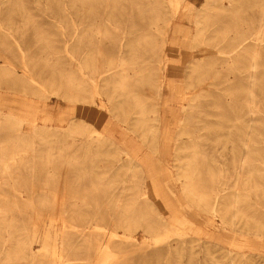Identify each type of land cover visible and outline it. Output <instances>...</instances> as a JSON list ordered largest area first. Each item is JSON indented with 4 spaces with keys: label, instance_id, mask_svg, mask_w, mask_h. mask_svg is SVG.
Masks as SVG:
<instances>
[{
    "label": "rangeland",
    "instance_id": "1",
    "mask_svg": "<svg viewBox=\"0 0 264 264\" xmlns=\"http://www.w3.org/2000/svg\"><path fill=\"white\" fill-rule=\"evenodd\" d=\"M188 2L75 0L74 10L72 0H0L3 108L18 107L16 100L9 101L17 96L34 103L29 117L16 123L0 107V195L8 205L28 206L26 211L38 214L23 218L29 221L38 264H56L68 220L87 222L83 233L101 228L87 238L73 236L84 246L77 251L92 255L89 263L108 253L105 264H264V251L245 246L250 239L264 241V108L260 169L248 175L240 171L239 158L248 140L249 60L246 51L230 50L237 36L248 43V35L261 23L264 0H198L186 14ZM154 6L158 9L151 10ZM174 27L183 31L176 36L182 45L179 60L168 63ZM161 50L168 55L159 63ZM119 55L127 77L147 79L135 88L143 113L129 99L118 103L110 77H116ZM195 57L200 60L196 71ZM259 64L264 69V51ZM96 72L95 95L89 78ZM160 75L162 89L156 96ZM69 78L80 85L73 88ZM259 78L264 82V73ZM92 96L100 133L87 129L76 113L81 104L73 101L79 97L87 103ZM167 98L163 111L160 104ZM46 103L56 117L66 119L63 127L55 121L43 125ZM119 105L125 110L120 115ZM145 176L164 188L167 196L160 203L152 195L153 185L143 182ZM184 180L198 199L183 191ZM40 194L48 196L47 205L54 209L31 208L44 204L36 201ZM161 203L174 206L177 219ZM71 205L80 209L82 219L65 217L62 210ZM115 209L130 219L143 213L144 223L129 229L115 226L107 214ZM147 226L163 230L149 232ZM111 233L115 239L109 240ZM114 241L124 244V251L107 250L106 244ZM174 243L176 249L168 248Z\"/></svg>",
    "mask_w": 264,
    "mask_h": 264
},
{
    "label": "bare ground",
    "instance_id": "2",
    "mask_svg": "<svg viewBox=\"0 0 264 264\" xmlns=\"http://www.w3.org/2000/svg\"><path fill=\"white\" fill-rule=\"evenodd\" d=\"M197 1L198 0H189L188 5L186 6V9L188 11L186 14H189V12H192V10L195 9ZM177 3H178V0H177ZM71 7L74 10L78 9L77 6H75V0H72V6ZM156 9H158V6H154L153 8H151V10H156ZM263 9H264V6H263ZM186 19H189V17H187ZM89 24H93V23L91 22ZM98 30H100V29H98ZM181 32H183L182 29H180L178 27H174L172 29L171 39L169 41L166 39L164 40V42L168 41L171 44V46L173 47L172 49H169L170 50L169 51L170 58H167L168 63H174V62L176 63L179 60L180 56H179V52H178L177 48L179 45H182V44H180L178 42V38L176 36H178V34ZM84 33H85V31H84ZM251 33L252 34L248 35L249 41L247 44L243 43L245 38H242V36L235 37L236 44H233V45L230 44V46H231L230 50L234 51L235 54H240V53L246 51L247 56H248V60H249L248 61L249 66H248L247 99H248V114H249L250 118H249V123H248V134H247L248 140H247V142H244V154L243 155L241 154V156L239 158V169H240V171L243 172L246 170L248 175L253 174V173H257L259 171V169H260L259 168V162H260L261 149H262V147L260 146V143L262 142L261 139L263 137L262 124L261 123L263 122L262 120H263V108H264V95L262 93L264 91V82H262V80L259 78V75L264 73V69L259 66L260 65L259 59L262 56V51H264V10H263V14L261 17V23H259L258 26H256L252 30ZM121 43H122V41H121ZM205 52H207V50ZM164 55L167 57L168 54L164 53L163 50H161L159 52V56H158L159 63H162ZM22 57H23V55H22ZM121 57L122 56L119 55V60L121 63L117 64L115 66V69L113 68V71H114V74H116V77H114V78L110 77L111 82H113L114 87L116 88V90L118 92L117 93V95L119 97L118 103L122 104V102L124 103L125 101H127L129 99L130 101H133V103H134L133 107L141 108L140 110L143 113L144 110H142L140 102L137 101L138 93H137V91H135V88L139 82L141 83L144 80L146 81L147 79L145 76H142V75H139V76L133 75L131 77H127L128 73L126 72V68L125 69L123 68L124 66L122 65V62L124 60L120 59ZM200 57H201L200 60H202L203 57L202 56H200ZM200 60L195 57V60L193 61V64H194L193 70L195 68V71H196L198 68H200V66H197L200 63ZM91 72H92V70H91ZM104 72H106V70H104ZM99 77H98V73H97V75L91 76L89 78L90 87L92 88V91L95 95L97 93L99 94L98 83H97L99 80ZM72 79L69 78V84H71V86L73 88L74 87L77 88L76 86H79L80 82H78L77 78H74L73 80ZM162 83H163V79L160 75L157 79V85L154 88V93L156 96L160 95V92L162 89ZM171 86H173V85H171V81L168 79L167 87L169 90H170ZM94 99H95V97L92 96L90 102L84 103V101H81V99L79 97H77V98L74 97L73 101L79 102V104H81L79 107L76 108V113L86 122L87 129L100 133V129H99L100 120L97 116L98 115L97 114L98 104H96L94 102ZM15 100H16V103L18 104V107H16L14 109L11 105H9V107L5 110L3 108L5 105V101L3 100L2 96H0V107H1V109L3 111H5L4 112L5 114L13 117L16 120V121L15 120L9 121L12 123H16L17 120L20 121V120H24L25 117H29V115L31 113L30 110H32V106H34V103L32 105V103L30 101H28V99L25 96H17L16 98H13L12 100H9V101L11 103H13V102H15ZM169 100H170V98H167V99L163 100V102L160 104V107H163V111L167 109V106L169 104ZM9 101H8V103H9ZM48 106H49L48 103H46L43 106V114H44L43 118H42L44 121L43 125L48 126V123H51L52 121L58 122L60 124L66 121V119L63 116H57L56 117L54 115V113L50 110V107H48ZM154 106H155V104H154ZM154 106L152 109H154ZM155 108H156L155 111L158 112L159 108L158 107H155ZM12 110H14V111L12 112ZM117 110L119 111V115L122 112H125L124 108H121V105H119L117 107ZM165 114H168V113H165ZM153 120L159 121L158 116H154ZM160 122H161V120H160ZM61 126H62V124H61ZM39 127H41V126H39ZM164 128H165V126H164ZM163 131H167V126ZM87 133H88V130H87ZM39 134H41L40 131H39ZM86 134H84V135H86ZM152 135H153V130L151 128V131L149 132L148 138L150 139L152 137ZM106 136L110 139L113 136V132H109L108 135H106ZM149 139L147 141H150ZM143 141L146 144H148V146H147L148 148L152 149L150 146L151 143H147L146 138H143ZM47 148H49V147H47ZM119 151L124 153L125 155H129V156L132 155L129 152V150H126L123 148H120ZM241 152H242V148H241ZM144 161H145V159H144ZM137 165L139 166V168H144L142 163H137ZM145 166H146V168H148V167L150 169L153 168L151 165H148V164ZM129 167H134V166L131 165ZM146 172H147V170H145V173ZM147 173H148V175H150V172H147ZM187 173H188V171H184L185 177L187 176L186 175ZM146 177L147 176L142 178L143 182L150 183L153 185L151 187L152 195L157 200L156 203H160L161 200L167 196L166 192L163 190L164 188L161 187V185H159V181L156 178H154V177L146 178ZM238 186H239V184L237 185V188H238ZM182 187H183V191H185L187 193V195H191V197L193 199H198V196L196 195L193 187L189 186V183L187 180L182 181ZM0 191H1V189H0ZM13 192H14V190H13ZM54 195H55V193H54ZM47 197L48 196L44 195V194L37 195L36 196L37 199L35 198L36 201H38V202L43 201L44 204H38V205H35L31 208L36 209L38 207V208L54 209L55 206L53 204L47 205V200H48ZM235 198H237V196ZM148 200L150 201V199H148ZM7 201L8 200H6L5 196L0 195V264H10L11 262H19V264H38V262L35 261V256H34L35 253L33 252V247L31 245L32 240L29 236V232L27 229V224L29 221L23 219L24 217L38 216V214L37 213L36 214L30 213V212L26 211L27 208H29L28 206L18 205L15 203L8 205ZM54 201H56V199H54ZM161 204H162L163 208L166 209V212H165L166 214L173 216L174 219H177L176 215L178 212L174 206L170 205L168 208V206L166 204H163V203H161ZM74 207L75 206H72V205L68 206L65 208V210H62V213H64L65 217H67L69 219L70 218L71 219H77L78 217H80L82 219L83 215L80 213V209H77ZM152 207H153V205H152ZM116 208H120V206L118 205V206H116ZM107 214H109V216L113 217V219H114V220H112L114 222L113 225L117 226L119 224V225H121L127 229H129L132 225L139 223V221H141V223H144L143 213L137 212L136 214H138V215H136L135 219H130V218H126L125 216H122L120 209H115V210H113V212L107 213ZM93 216L96 217V213L93 214ZM164 216H165V214H164ZM234 217H235V214H234ZM17 218H20V220H17ZM232 220H233V218H232ZM50 223H51V221H50ZM83 223H85V221L82 222V220H78V221L68 220L63 225V229L66 228L65 230H63L65 234L62 237H64V238L58 244V245H61V249L63 250V252H61V253L59 252V256L57 258L58 260L56 261V264H105V263L109 262V257H111V256L108 253L101 254L103 258H99L98 261H94V262L89 263L88 259L92 255L91 254L86 255V253H84V252L77 251L78 249H80L84 246L82 244H77L76 242H74V239H75L73 237L74 235L82 234L85 238H87L90 236V234L92 232L98 231L99 229H101V228H97L96 227L97 224L95 223L96 224L95 227L97 229L93 227V229H94L93 231H86L87 230L86 229L85 230L86 233H83L85 225L88 224L87 222L85 224H83ZM147 227H148V229H150L149 232H162V230H163V229L158 230L156 228L151 229V227L149 228V226H147ZM254 232H256V231H254ZM34 234H37V233H34ZM114 235L115 234L111 233V236H109V240H110V237L113 238L112 236H114ZM118 238L119 237H117V239ZM124 238H126V237H124ZM113 239H115V238H113ZM126 239H128V238H126ZM127 241H129V240H127ZM116 243H118V244H116ZM226 243L229 244L230 239H227ZM123 245L124 244H122V243L120 244L119 242L114 241L113 245L112 244H109V245L106 244V248H107V250H109L108 248H114L115 247L116 249H118V252H117V254H118L119 252L124 251ZM245 246L248 249H255V250L262 251V252L264 251V241H257L254 239H250V240H247ZM177 247H178L177 244L174 243L168 248L176 249ZM96 248H98V246ZM39 251H40V249H39ZM98 255H100V253L96 254V256H98ZM100 260H102V263H99Z\"/></svg>",
    "mask_w": 264,
    "mask_h": 264
},
{
    "label": "crops",
    "instance_id": "3",
    "mask_svg": "<svg viewBox=\"0 0 264 264\" xmlns=\"http://www.w3.org/2000/svg\"><path fill=\"white\" fill-rule=\"evenodd\" d=\"M129 143V145H131V142H128Z\"/></svg>",
    "mask_w": 264,
    "mask_h": 264
}]
</instances>
